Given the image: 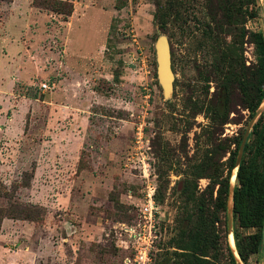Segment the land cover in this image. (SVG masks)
Returning a JSON list of instances; mask_svg holds the SVG:
<instances>
[{
  "label": "rangeland",
  "instance_id": "rangeland-1",
  "mask_svg": "<svg viewBox=\"0 0 264 264\" xmlns=\"http://www.w3.org/2000/svg\"><path fill=\"white\" fill-rule=\"evenodd\" d=\"M33 1L0 0V264H131L148 186L151 264L182 260L173 241L193 208L183 187L195 184L197 197L207 190L209 179L197 178L203 162L224 177L250 121L239 89L223 92L217 45L256 67L249 34L264 33L260 1L222 0L227 11L215 15L220 0H56L72 4L70 17ZM158 40L169 46V94L157 77ZM256 140L251 130L246 143ZM255 165L263 171L264 157ZM219 217L218 264H231ZM233 230L259 233L234 217ZM232 242L240 260L233 233ZM240 262L264 264L262 247Z\"/></svg>",
  "mask_w": 264,
  "mask_h": 264
},
{
  "label": "trees",
  "instance_id": "trees-1",
  "mask_svg": "<svg viewBox=\"0 0 264 264\" xmlns=\"http://www.w3.org/2000/svg\"><path fill=\"white\" fill-rule=\"evenodd\" d=\"M11 3L13 0H1ZM119 1V0H117ZM209 3L210 0H207ZM226 1V0H225ZM219 1L217 8L223 15L227 11L226 2ZM255 1V0H252ZM33 6L62 14L64 17H70L73 13V6L69 2H58L56 0H34ZM122 3L115 5L116 9L122 8ZM159 26L164 25L161 17L156 18ZM215 21L220 29L225 25L221 20ZM212 31L209 30V38ZM244 38V34L241 35ZM252 39L259 51V61L254 69L246 68L239 64L235 51L229 45L225 46L223 42L217 45V58L219 74L223 75V92L228 94L235 85L242 94L243 107L250 112V119L261 104L264 95V33H250ZM213 42V40H212ZM238 68H241L240 71ZM199 106V108H201ZM216 117H219L220 125L225 124L227 115H220V109L215 111ZM264 118L262 113L252 127V132L256 135V145L250 148L245 144L244 152L252 151V157L247 162L242 160L237 170V179L239 187L233 191V217L237 219L240 228L256 227L258 234L248 236L247 239L240 238L233 230L236 252L240 261L244 262L249 255L256 254L262 247L261 229L264 215V170L259 171L255 165V159L259 156L264 157V121L260 125V120ZM216 120V119H215ZM260 126V127H259ZM259 127V128H258ZM242 137L235 144V151L229 160L226 175L221 177L223 170L219 166H213V163L203 162L197 166V178L209 179L207 190L197 197L196 185H190V188L184 186V192H187V200L193 203L192 212L188 215V227L182 229L178 238L173 241L174 255L182 257L174 260V264H218L217 252L219 251V240L215 225L220 221V214L226 219V205L229 188V179L231 172L235 167L236 156ZM212 174H207V171ZM217 187L216 196L213 198V192ZM231 264H237L235 256L230 247L226 248Z\"/></svg>",
  "mask_w": 264,
  "mask_h": 264
},
{
  "label": "water",
  "instance_id": "water-1",
  "mask_svg": "<svg viewBox=\"0 0 264 264\" xmlns=\"http://www.w3.org/2000/svg\"><path fill=\"white\" fill-rule=\"evenodd\" d=\"M259 1H260L262 11H263V16H264V0H259ZM156 51H157V63H158L157 77H158V80L165 94H169L171 90L172 73H171V68H170V52H169V46L167 42L164 40H158L156 44ZM262 113L264 114V95H263L260 106L258 107L256 112L250 119L246 127V130L242 136L241 143H240L238 153L236 156L234 169L238 170V167H239V164L242 159L243 152H244V147L246 144L247 137L250 134V131L252 130L254 123L256 122V120ZM233 172H231L230 178L234 176ZM233 191H234V186L232 185V181L229 179V188H228L227 205H226V230H227L228 235H232ZM261 244H262V251H263V256H264V215H263V223H262V229H261ZM230 247H231L230 248L231 251L233 252L231 245ZM235 259H236L237 264H242L240 260L236 258V256H235Z\"/></svg>",
  "mask_w": 264,
  "mask_h": 264
},
{
  "label": "built area",
  "instance_id": "built-area-1",
  "mask_svg": "<svg viewBox=\"0 0 264 264\" xmlns=\"http://www.w3.org/2000/svg\"><path fill=\"white\" fill-rule=\"evenodd\" d=\"M41 87L44 91L49 89L47 84H42ZM154 194L155 189L148 186L145 194V203L140 209L144 220L142 223H139V228L134 229L130 234L134 249V256L130 262L131 264L152 263L150 249L152 248L153 239L155 238L152 230L154 229L156 211Z\"/></svg>",
  "mask_w": 264,
  "mask_h": 264
},
{
  "label": "bare ground",
  "instance_id": "bare-ground-1",
  "mask_svg": "<svg viewBox=\"0 0 264 264\" xmlns=\"http://www.w3.org/2000/svg\"><path fill=\"white\" fill-rule=\"evenodd\" d=\"M234 177H235V176H233L232 179H231L232 182L234 181ZM231 239H232V235H229V243H230V245H231L232 247H234V243H233V242L231 243Z\"/></svg>",
  "mask_w": 264,
  "mask_h": 264
},
{
  "label": "crops",
  "instance_id": "crops-1",
  "mask_svg": "<svg viewBox=\"0 0 264 264\" xmlns=\"http://www.w3.org/2000/svg\"><path fill=\"white\" fill-rule=\"evenodd\" d=\"M10 4H12V3H10Z\"/></svg>",
  "mask_w": 264,
  "mask_h": 264
}]
</instances>
